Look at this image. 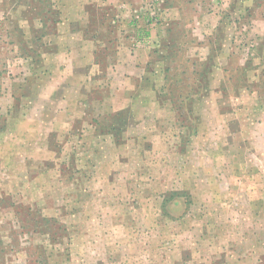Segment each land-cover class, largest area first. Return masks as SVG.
<instances>
[{"label":"rangeland","instance_id":"rangeland-1","mask_svg":"<svg viewBox=\"0 0 264 264\" xmlns=\"http://www.w3.org/2000/svg\"><path fill=\"white\" fill-rule=\"evenodd\" d=\"M0 264H264V0H0Z\"/></svg>","mask_w":264,"mask_h":264},{"label":"crops","instance_id":"crops-1","mask_svg":"<svg viewBox=\"0 0 264 264\" xmlns=\"http://www.w3.org/2000/svg\"><path fill=\"white\" fill-rule=\"evenodd\" d=\"M126 60L123 62L122 71H120V66L114 69V81L109 88L112 90V97L109 103L115 105L117 102H122V108L129 106L132 102V92L134 90V79L133 76L137 77L145 70V65L149 59L148 53L137 49L130 51L125 55ZM117 70V71H116ZM118 73H124L119 75ZM118 74V75H117ZM124 97L122 101H119V97ZM117 105V104H116ZM114 109H121V107L114 106Z\"/></svg>","mask_w":264,"mask_h":264},{"label":"trees","instance_id":"trees-1","mask_svg":"<svg viewBox=\"0 0 264 264\" xmlns=\"http://www.w3.org/2000/svg\"><path fill=\"white\" fill-rule=\"evenodd\" d=\"M120 113V112H119Z\"/></svg>","mask_w":264,"mask_h":264}]
</instances>
